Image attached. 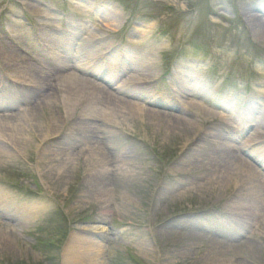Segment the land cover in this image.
<instances>
[{"label":"rangeland","instance_id":"1","mask_svg":"<svg viewBox=\"0 0 264 264\" xmlns=\"http://www.w3.org/2000/svg\"><path fill=\"white\" fill-rule=\"evenodd\" d=\"M103 1L121 7L119 28L105 30L96 10H88L86 4ZM26 3L56 9L54 21L42 22L25 9ZM257 5L263 7L264 0H84L79 6L72 0H0V41L15 49L19 44L34 68L50 53L48 41L57 30L72 41L70 46L76 44L79 49L80 38L70 40V33L65 35L64 30L74 22L83 24L81 30L92 25L103 29L114 44L133 49L137 59L130 58L127 66L136 65L140 68L137 75L153 78L155 84L153 89L150 81L140 89L132 88L145 100L150 94L164 95V85L174 84L176 90L185 92L187 102L196 104L187 111L181 105L180 111L185 113L181 114L176 107L137 101L193 120L195 128L184 132L172 129L165 120L134 114L130 107L114 102L109 104L110 111L106 101L98 102L99 95L91 91L80 102L72 96L74 110L62 93L53 97L52 107L37 110L30 118L23 96L35 90L24 87L21 81L28 77L8 61L0 47V264H264V198L258 217L250 218L249 211L242 209L253 202L246 192L237 194L235 186L219 177L209 183L203 173L185 164L203 152L215 151L219 142L242 149L253 133L254 127L249 129L246 120L256 116L264 103V24L250 25L244 8L255 6L256 14ZM60 10L67 15L63 17ZM44 23L57 29L44 27ZM140 27L147 30L145 39ZM81 51L84 57L88 54L85 47ZM71 55L72 65L78 66V55ZM116 58L110 57V70L116 68ZM79 65L85 68L87 61ZM107 72L105 81L97 74L85 76L113 95L124 96L119 88L128 75L117 79ZM68 85L70 82L61 86ZM177 95L172 93L168 100L173 102ZM174 102L180 105L177 98ZM108 113L112 122L106 119ZM12 115L16 118L9 122ZM54 122L59 128L52 137L47 134ZM11 126L19 127L29 141L23 142L20 132L12 131ZM82 126L105 143L107 165L95 166L90 144L84 141L76 143L74 158L61 155L49 164L47 147L59 139L73 141L74 133L79 134L78 140L83 136ZM224 129L232 131L231 140ZM45 136H49L47 140ZM104 168L109 171L107 187L97 184L94 177ZM259 170L264 173L261 167ZM35 204L43 208L31 212L29 207ZM195 225L231 237L240 236L242 228L243 238L231 243L244 245L250 239L255 249L244 245L218 251L212 235ZM68 253L77 261L66 263Z\"/></svg>","mask_w":264,"mask_h":264},{"label":"bare ground","instance_id":"2","mask_svg":"<svg viewBox=\"0 0 264 264\" xmlns=\"http://www.w3.org/2000/svg\"><path fill=\"white\" fill-rule=\"evenodd\" d=\"M83 1L84 0H72V2L74 4H77L78 6L80 5V3H83ZM86 5L89 8L88 10H90L92 7H95L93 3L91 5L90 4H86ZM24 7L25 9L26 7H28L30 11L34 13V15H37L39 20H41L42 22L48 23L54 21L53 10L49 9L48 7L45 8L35 3L34 4L26 3L24 4ZM254 8L255 6L252 7V10H250V8H244L247 20L249 21L250 25H253V27L258 25L259 23L264 24V21L261 20L264 19L262 18L264 17V6L262 7L260 5L259 6L257 5L256 9H259V11H257L256 14H254L253 11ZM95 9L97 14H99L100 16V23L102 27L105 28V30L107 29L115 30V28L120 27L123 19V11L121 7H119L118 5L112 2L103 1L98 3ZM59 22L61 23V21L57 19L56 26H58V29L60 28V26H62ZM46 23H44L43 26L47 28L50 27V25ZM82 25L83 24L75 23V22L73 24L69 23L67 30H64L63 32L65 33V35L67 33L68 34L70 33L71 35L70 40H71L72 36H76V37L78 36L80 38L82 36V35L79 36L80 31L85 30L84 31L85 37L83 38V40L85 41L83 42L81 41V47L79 49H75L76 44L74 47H72L73 45L70 46L72 44L71 43L72 41H69V39H67L63 34L58 35V32L57 34L53 33V35L50 36L51 39L48 41L49 46L44 43L46 46L45 48H47L48 46V48L50 49L49 50L50 53L46 55L45 60H43V62L39 61V63H37L38 67L35 68L33 67L34 65L30 63V60L24 58V56L22 55L23 49L22 47H20L19 44L18 45L16 44L18 49H15L13 45L5 44L4 42H1L3 40L0 41V47L4 49L2 54H4L6 58L8 57V61L14 63V65L16 66L17 70L20 71V73L24 74L25 77H28L25 80L21 81L22 83H24V87L28 88L31 91L35 90L32 93L23 96V100L25 102L23 106H26V113L27 115H29L30 118L36 115L37 110L40 109L44 110L45 108L49 109V106L52 107L53 97H56L57 95H60L62 93L65 94V100L70 105L72 104V108L74 110L75 103L72 96H74L75 94L77 98L76 102H80L83 100L82 96L86 95L87 91H91L92 93L99 95L100 100H98V102L106 101L108 105L107 109L110 111L113 110L110 109L111 107H109V104H112L114 102V104H117L119 106L121 105L125 107L126 106L130 107L133 110L132 112L134 114L137 115L139 114L140 116L143 114H149L162 121L165 120L168 122V124H170L169 126L172 129L182 130L184 132L195 128L196 123H194L193 120L186 118L185 116H182L180 114H178L180 116L178 115L172 116L171 114H167L165 112H161L156 109H150L149 107L144 106V104L137 103V101L143 100V103L147 102L148 104L154 106L162 105V104L154 103L153 101H148L147 97L145 100V98L141 95V93L140 92L138 93V89H134V90L132 89L135 87L137 88L139 87L140 89L141 87H143V85H146L148 83L147 81H150V83H152L153 81V78L146 79L145 76L137 75V72L140 70V68L139 69L135 68L136 65L135 66L131 65L129 67L127 66L130 58L137 59L135 55L132 54L133 49H126L124 61L126 59L127 61L123 66L122 73L117 71L116 68L109 70L110 76L117 79H120L122 76L124 77L128 75V77L126 76L127 78L125 79L124 86H122V88H119V92H122L124 96L117 97L113 95L111 92H108L109 90L106 87H102L98 83L96 84L94 81H92V79L85 76V74L95 75L97 73L95 70L101 69L100 70L101 72L102 71L105 72L104 67L111 68V66L113 65L112 62L108 61L109 64H107L105 63V60L99 61V57H101L100 56L102 55L101 53L105 51L110 45H112L113 42L109 40H108L109 42L102 40L101 42L96 43L97 44L96 45L94 43V40L102 38V36L105 34L104 31H102L103 29L98 27L97 29L92 30V25L91 26L87 25L83 30H81ZM50 28L53 30L57 29V28L54 29L53 27ZM139 30H140L141 38L145 39L144 37L147 30L142 27H140ZM16 31L17 30L13 29L14 33H16ZM13 42L15 43V41ZM68 44L69 47L66 48ZM86 44H88V46H86ZM84 47L86 48V52H88V54L87 53L85 54V57L82 56V54L84 53H82L81 51V49ZM71 53L77 54L79 56L77 58V62L81 64V66H84L85 61H87V65H86L87 67L86 66L85 68L80 67L78 63H77L78 66L72 65L71 60L73 55H71ZM82 57L83 59L81 60ZM113 57L116 56L113 55L112 58ZM96 59H98V61H96ZM139 60L140 59H138V61ZM138 64L140 66L141 63L137 62V65ZM76 71H80L81 74L80 73L78 74ZM16 77L19 78V76ZM105 80L106 79H104V81ZM65 82H70V85L66 87H62L61 85ZM75 83L77 84L75 85ZM108 83L109 85H112L111 84L112 82L110 80L108 81ZM57 84L59 85L54 87V85ZM174 90L176 94H178L176 98L180 105L178 106L176 102L175 104L176 106L173 105L172 106L173 108L176 107L177 111H180V106L182 105V110L185 109L187 111L188 109L192 110V108L194 109L196 107L195 103L187 102V98L185 97L184 91L180 89L178 90L174 89ZM108 95H109V99L111 98L110 100L106 98V96L108 97ZM127 98H130L132 101H129ZM251 99H252L251 105H253L255 102L253 98ZM57 106L58 105L54 104V107ZM94 106L95 103H92L91 108H94ZM257 109L258 111H256L257 112L256 116H253L251 118L249 117L246 120L249 124L248 126H250L251 124V127H249V129L251 128L252 130L254 127L253 133L251 134L250 139L247 141L248 143L258 142L259 140L263 139L262 137H264L263 134L264 133V103L261 104V106ZM182 110L180 111V113L185 114ZM67 115L70 116L69 111L67 112ZM81 116L84 117L86 116V114L84 113ZM8 118H9V122H11V119H15L16 116L12 115L9 116ZM106 119L108 121L110 120V122L113 121V116L111 115V113H108V115H106ZM252 122L256 123L257 125H254ZM228 125H230V123H228ZM52 126L53 127L51 133L50 134L46 133V134L54 137L56 136L55 134H57L58 132L59 125L57 122H54ZM11 127H12L11 129L12 131H15L17 133L20 132L19 127L16 126H11ZM80 132H83L82 134L83 136H80L78 140L76 138L79 136L78 133H74L75 137L73 138V141H71L70 139H62V140L59 139V142H56L54 141L56 138L52 140L54 141L51 144L53 146L47 147V150L45 151V156H48L49 164H52L54 162L53 160L59 158V156L61 155L67 157L68 160L74 158L78 151L76 143H78L79 141H84L90 144L89 146L91 148L90 153H93L92 157H95L96 158L95 160L97 161L95 166L104 165L103 167H105V165H107V161H108L107 159H109V156L107 157L108 155L107 152H105L104 149L102 148V146L105 143L100 142L98 140V137H95L96 133H94V131L92 130L88 131L84 126L80 128ZM18 134L21 136L20 138L23 142L29 141L24 136L23 133L20 132ZM49 136L47 137L45 136V140H47ZM82 137H84V139H82ZM229 144H230L229 142L226 143L219 142L218 144L219 148L216 149L215 151H210L206 154L203 152L201 156L195 157L194 160L190 162L185 161L186 162L185 164H188L189 167L195 172H199L200 174L203 173L205 179L207 180L209 179L212 180L213 177H219L222 180V182L229 181L232 186H235L237 188L236 191L238 192L237 194L240 193L241 195L246 192V196L247 197L250 196L253 202L249 204V207L243 205L242 209H244L245 211L246 210L249 211V213H247L248 217L250 218H252V216L258 217L259 212H261L260 207L263 204V198H264V173L262 171L260 172L258 166L256 165L258 163L255 164L249 158V155L244 150V147H242V149L241 148L239 149L238 147H232ZM190 151H192V149H190ZM238 151H241L240 154L238 153ZM258 151H259L258 155L259 154L261 155V158H259L260 163L264 164V146L262 145L261 147H258L257 152ZM107 173H109V171L106 168H104L102 171H100L99 174L94 176L95 180L97 181V184L107 187L106 182H109ZM187 173L189 174L192 172L188 171ZM65 174H66L65 172L64 174L60 173L59 178L64 179ZM129 175L130 174H128L127 176ZM210 180L209 183H211ZM29 208L32 210L31 212H34V211H39L43 207L41 205L35 204V205H31ZM194 228L201 229L211 234L213 237V239H211V241L213 242V246L218 251L225 252L227 248L232 250L244 245L249 247V249L251 250L254 247L253 246L254 243L250 239L246 241L244 245L233 246V244L231 243L233 242L232 240L235 239L237 240V238L239 237L243 238V236H241L244 233L242 231V228H240L241 230L240 236L238 235L236 237H231L227 232L217 231L215 229L209 230L204 227L196 226V225L194 226ZM225 240L230 241V243L227 244ZM73 260L74 262H76L77 258L68 253L65 262L71 263ZM228 263H230V261Z\"/></svg>","mask_w":264,"mask_h":264}]
</instances>
